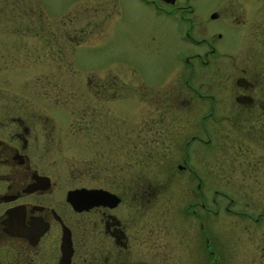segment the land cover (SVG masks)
I'll use <instances>...</instances> for the list:
<instances>
[{
  "label": "flooded vegetation",
  "instance_id": "obj_1",
  "mask_svg": "<svg viewBox=\"0 0 264 264\" xmlns=\"http://www.w3.org/2000/svg\"><path fill=\"white\" fill-rule=\"evenodd\" d=\"M79 1L84 4L75 5ZM200 1L0 0V264H202L207 213L221 211L229 231L237 228L244 236L245 260L264 264V0H218L202 15ZM131 2L163 27H180L178 40L190 49L174 48L173 58H166L178 84L147 82L124 56L117 66L90 73L99 76L83 84L78 122L86 155L75 162L69 104L75 44L87 40L92 28L101 32L123 21ZM225 28L243 32V48L233 56V42H221ZM169 48L159 41L153 50ZM242 54L247 59L239 66ZM139 103L179 105L185 114L179 120L188 126L172 150L181 163L156 171L137 163L139 154L167 152L173 135L163 117L146 115L138 126L136 117L122 115L121 105ZM59 106L72 114L64 138ZM155 121L160 125L151 131ZM206 123H225L249 146L259 144V163L246 158L239 170L243 196L214 189L211 207L192 162L211 140L201 127ZM239 145L234 155L252 153L253 147ZM178 177L182 182L172 194L161 196L165 183ZM79 189L78 200L70 201L68 192ZM205 249L206 263L215 264L217 251L208 241Z\"/></svg>",
  "mask_w": 264,
  "mask_h": 264
},
{
  "label": "rangeland",
  "instance_id": "obj_2",
  "mask_svg": "<svg viewBox=\"0 0 264 264\" xmlns=\"http://www.w3.org/2000/svg\"><path fill=\"white\" fill-rule=\"evenodd\" d=\"M216 1L218 0H201V15L206 13L207 7L209 8L210 5ZM80 4H84V2H75V5ZM81 19L75 21L78 25L75 27V30H80V26L82 25V22H80ZM163 25L162 21H159L157 17L147 13L141 5L131 2L128 5L127 14L123 21L118 24L112 23L111 26L106 27L101 32L96 28H92L94 32L90 34V37L88 36L87 40L86 38L84 40L79 39L83 41L75 44L73 55L74 72L71 76L73 97L69 99V104H72L71 106L73 109L74 134L72 137L74 145H72V148L75 162H81L86 155L83 146V143L86 142L84 140V132L82 128H78V122H81L85 100L83 84L87 82L86 79H91L92 77L98 78L99 76L90 73L99 72L104 66H117L119 56H124L126 60H134L136 62L141 70L140 75H142L147 82L161 84L165 81L166 83L164 84L167 85L170 83V86L173 85L174 87L178 84V79L174 77L175 73L170 71L171 63L166 61V58L167 56L171 59L173 58L172 50L174 48L189 50L190 47H188L187 43L184 41L178 40L180 27L171 25L170 23H166L164 27ZM221 32L223 33L222 43L229 41L230 44L233 42V46L230 49L232 56L239 51V48H243L242 41L240 43V38L243 34L241 28H225V30ZM76 40H78V38H76ZM159 41L165 44L169 43L170 48L164 50V52L160 51L157 53V51L153 49ZM143 47L148 48L147 51H144L142 49ZM255 47L254 49H248L247 52L252 54V52L258 48ZM259 56L262 57V50ZM246 59V55L242 54L240 58L241 62L237 60L238 65H243V60L245 61ZM85 73L89 75L86 74L87 76H85ZM175 106L176 107H163L159 104L155 105V107L148 108L142 103H139L137 108H135L130 104L121 105L122 115L127 119L136 117L139 123L146 115L151 119L163 117V120L169 121L168 128L170 132L173 133V135H170L171 144L167 152L162 154L152 151L151 154L147 155L139 154L137 155L138 164L149 165L156 171L163 166H174L176 162L181 163L180 154L174 153L176 151L172 150V147L173 144L175 145L176 137L184 131V126H188V124H185L183 120H179V117L185 116V114L180 111L179 105ZM176 110L177 112H174ZM207 111L208 108L204 106L201 108L202 114L207 113ZM72 114H70L65 107H58L59 135L62 138L69 133L68 122ZM188 114L199 115L200 113L188 112ZM217 114L219 113L217 112ZM141 124L139 123L138 126H141ZM159 125L160 124L156 123L151 131H157ZM202 126L207 127L211 135V140H209V145H201L200 153L193 156L192 162L196 165V169L202 173L203 179L201 188L203 190V201L206 203L207 207H211L213 206L211 197L214 189L224 193L234 192L243 196L244 176L239 170L241 165L247 163L246 158L255 161L253 163H259V161H257V157H259V144L258 142H254L255 144L249 146L246 140L247 138L241 135L231 134L225 123H206L201 125V127ZM145 131L147 130L142 129L140 133ZM148 132H150V129L147 133ZM201 135L206 138L204 130H201ZM237 145L241 146V148L244 147V149L248 146L253 147L251 149L252 153L234 155L231 150L239 152ZM64 148L65 146L63 145V149ZM231 164L232 167L230 166ZM230 168H232L233 171L232 175L230 174V177H228V170ZM180 182H182L181 177L173 178V180L171 179L170 182L165 183L167 186L164 189V193L160 195L170 196L173 189L176 188ZM202 212H207V209L203 208ZM225 213L224 211H221L218 215L207 213L205 227H208L209 230L206 234L204 230H202L200 242L202 264H207L206 260L209 258L205 249L206 241H208L210 247L214 248L219 255L218 261L215 262V264H251L245 260L247 254L244 249L245 239L243 238L244 236L241 230L234 228L232 233L229 231V217H227Z\"/></svg>",
  "mask_w": 264,
  "mask_h": 264
},
{
  "label": "water",
  "instance_id": "obj_3",
  "mask_svg": "<svg viewBox=\"0 0 264 264\" xmlns=\"http://www.w3.org/2000/svg\"><path fill=\"white\" fill-rule=\"evenodd\" d=\"M81 192L82 191L80 189L79 190H74V191H69L68 192V199H70V201H73V202L78 200V196L81 195Z\"/></svg>",
  "mask_w": 264,
  "mask_h": 264
}]
</instances>
